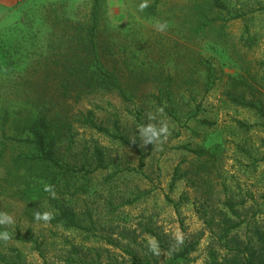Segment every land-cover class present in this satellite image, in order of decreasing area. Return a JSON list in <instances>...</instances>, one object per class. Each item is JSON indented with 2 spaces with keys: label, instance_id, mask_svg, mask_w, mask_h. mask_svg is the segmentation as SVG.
Returning a JSON list of instances; mask_svg holds the SVG:
<instances>
[{
  "label": "rangeland",
  "instance_id": "1",
  "mask_svg": "<svg viewBox=\"0 0 264 264\" xmlns=\"http://www.w3.org/2000/svg\"><path fill=\"white\" fill-rule=\"evenodd\" d=\"M155 1L139 12L140 0H98L99 56L131 100L116 90L77 100L81 88L59 83L60 67L84 56L95 0H19L0 13V212L15 221L0 225L11 233L0 264H264V0H159L151 14ZM90 110L141 151L87 123ZM43 114L73 167L55 199L40 169L12 163L36 151L24 139ZM161 121L167 137L143 144L138 126ZM60 207L74 226L58 220ZM37 210L54 218L36 221Z\"/></svg>",
  "mask_w": 264,
  "mask_h": 264
},
{
  "label": "trees",
  "instance_id": "2",
  "mask_svg": "<svg viewBox=\"0 0 264 264\" xmlns=\"http://www.w3.org/2000/svg\"><path fill=\"white\" fill-rule=\"evenodd\" d=\"M215 1L218 6L224 7V3L221 2V0ZM158 3L159 0H156L149 7L151 14L156 12ZM98 14L99 2L98 0H95L92 10V27L86 30L88 38L84 56L74 54L70 63L60 67V70H58L57 73L61 77L63 76V78H61L59 83L61 86L65 85L67 89L68 87H71V91H77V87L81 88V92H77L76 96H74L77 100L80 99L84 91L87 94H92L98 90H116L123 99L131 100L130 94L125 90L116 73L106 68L100 59L96 43L97 29L99 25ZM205 24L203 23L202 25ZM69 80L70 82H68ZM66 82H68L67 85L64 84ZM209 82V88H211L213 84L212 76H210ZM68 91L69 90H67L66 93H69ZM236 101L240 104L261 109L256 102L245 98H237ZM86 122L99 131L109 133L136 148L138 151H141L137 142L131 141L129 138L122 135L120 131L116 134H112L107 127L98 124L95 121L94 112L92 110L88 111ZM117 125L116 122V126ZM28 131L30 135L24 140L31 142L36 148V151L32 153H20L13 158L12 163L18 167L29 166L32 170L40 169L42 171L41 176L48 178L50 183L55 185L56 188L60 184L62 178L73 170L72 166L62 164L56 155V144L59 138L58 132L54 129L52 120L46 114L39 115L31 121L28 125ZM3 144L4 147L0 152V155H3V152L6 149L5 139L3 140ZM192 151L199 155L204 154V150L194 149ZM96 153L99 158L97 168L103 167V153L99 149H97ZM142 163L143 162H141V165ZM60 213L58 220L64 221L67 226H74L76 224L74 212L67 211L63 207H60ZM187 251V247H185L180 253H175L174 258L185 255ZM171 263L172 261L169 264Z\"/></svg>",
  "mask_w": 264,
  "mask_h": 264
},
{
  "label": "clouds",
  "instance_id": "3",
  "mask_svg": "<svg viewBox=\"0 0 264 264\" xmlns=\"http://www.w3.org/2000/svg\"><path fill=\"white\" fill-rule=\"evenodd\" d=\"M149 2L150 0H140V2L138 3L139 12H143L146 8H148ZM151 26L155 31L160 33H165L169 28V22L162 21L160 19H154L151 21ZM163 112L164 109L162 107L157 108L156 112L149 113L148 120L149 121L156 120L157 116L159 114H162ZM138 130H139L138 133L139 137L143 141V144L145 145L148 143L155 144L161 139L167 137L169 133V125L166 121H161L159 126L150 122L147 125L145 124L139 125ZM43 191L48 193L52 199L56 198L57 193L55 190V185L51 183H44ZM33 216L36 221H40L45 224H47L54 218L53 213L49 210H45L42 212L40 210H37L33 214ZM14 223L15 221L12 216H10L6 212H0V225H10ZM173 236L178 245L184 242V237L181 232L176 231L175 233H173ZM10 238H11V233L8 230L5 229L3 231H0V242L8 241ZM146 242H147V247L154 255L160 254V250H161L160 244L154 237H148Z\"/></svg>",
  "mask_w": 264,
  "mask_h": 264
},
{
  "label": "crops",
  "instance_id": "4",
  "mask_svg": "<svg viewBox=\"0 0 264 264\" xmlns=\"http://www.w3.org/2000/svg\"><path fill=\"white\" fill-rule=\"evenodd\" d=\"M19 0H0V13L14 7Z\"/></svg>",
  "mask_w": 264,
  "mask_h": 264
}]
</instances>
